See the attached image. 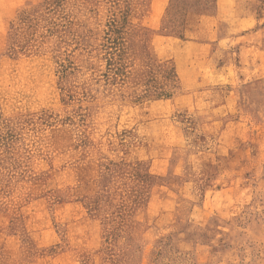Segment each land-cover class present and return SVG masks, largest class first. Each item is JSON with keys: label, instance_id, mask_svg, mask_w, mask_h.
Returning <instances> with one entry per match:
<instances>
[{"label": "rangeland", "instance_id": "374dc122", "mask_svg": "<svg viewBox=\"0 0 264 264\" xmlns=\"http://www.w3.org/2000/svg\"><path fill=\"white\" fill-rule=\"evenodd\" d=\"M0 264H264V0H0Z\"/></svg>", "mask_w": 264, "mask_h": 264}]
</instances>
